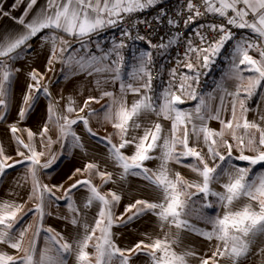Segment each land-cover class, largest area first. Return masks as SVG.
Wrapping results in <instances>:
<instances>
[{"label": "snow or ice", "instance_id": "6c2138e0", "mask_svg": "<svg viewBox=\"0 0 264 264\" xmlns=\"http://www.w3.org/2000/svg\"><path fill=\"white\" fill-rule=\"evenodd\" d=\"M20 2L16 0L12 7ZM37 3L38 0H29L25 12L18 18L0 9V15L11 17L23 28L22 32L0 36V124L9 120L10 107L15 108V121L8 124L7 131L17 145L15 157H18L14 158L0 144V181L17 166L24 167L25 172L14 183L28 195L24 203L0 202V245L16 251L13 255L0 250V264H67L66 256H74L75 264H137L141 255L147 258L146 264H190L189 258L196 257L197 253L194 250L178 252L174 248L179 245L182 231L217 242L211 256L200 257L199 264H221V260L241 264L257 237L264 235V110H257L254 119L248 118L253 111L249 101L264 87V43L239 36L235 30L247 29L264 42V0H202L201 6L187 0L189 14L184 20L185 28L207 15L223 18L226 23L200 24L194 30L199 45L189 36L184 53V60L188 62L177 61L187 72L178 75L177 68L171 69L170 79L163 85H158L151 74L152 50L165 54L182 34L173 33L153 44L151 37L139 34L137 28L138 24H143L151 29L152 21L130 19L133 14L158 7L159 0H47L46 6L31 20L26 19ZM165 17L172 28L179 26L180 19L169 17L163 8L154 20L161 22ZM116 28H119V36H113L109 46L94 42V37ZM133 30H136L135 35ZM60 33L70 39H64ZM38 36L42 46L51 45L48 65L59 62L74 65L81 71L91 69L90 75L104 74L103 79L96 81L98 88L119 82V97L110 91L101 93V98H110V103L102 105L101 110L103 120L112 125L114 133L99 137L89 126V118L97 117V111L90 108L92 102L99 103L95 97H89L79 109V112L87 110L86 115L69 117L68 114L76 110L71 98L64 114H60L49 85L42 83L44 76L35 68L26 73L20 103L14 104L15 83L23 71L15 65L28 60L33 51L30 42ZM133 40L143 42L146 47L138 51L129 65L126 52L128 41ZM73 43H79L80 49L73 50ZM93 44L101 49L100 55H80ZM229 46L228 69L215 89L220 93V103L213 108L208 102L212 94H206L207 101L201 94V77ZM250 51L258 53V58ZM125 67L131 68L127 80L122 78ZM225 81L233 82L234 90L230 91ZM129 94L136 97L130 104L126 100ZM41 97L47 104L45 120L39 128L40 142L36 143V132L24 129L28 137L25 142L18 135L22 131L19 125L33 116ZM187 100L198 103L194 109L182 108ZM227 111L230 118L225 119L222 114ZM149 115L170 121V129L165 132L159 120L150 126L142 124L141 119ZM210 120L219 121V131L208 126ZM50 122H55L59 130V153H52V141L45 139ZM80 123L90 137L105 147L108 161L118 169L117 178L114 179L113 172L100 171L99 164L90 160L82 168H74L67 180L93 172L101 177L103 184L138 177L147 182L146 189L150 190L147 198L130 200L123 212L117 214L122 196L112 190L102 192L103 185H95L90 177L76 179L67 188L63 181L52 185L42 182V174L50 171L66 150L71 156L77 149L85 150L81 136L74 130ZM141 129L142 135L138 134ZM113 135L118 136V144L113 143ZM226 135L231 136V142L225 139ZM130 148L132 153L128 155ZM45 156L48 159L42 163ZM187 159L192 162L183 166L195 174V179H186L169 167L170 163L182 164ZM153 160L159 161L157 167H148L147 162ZM240 162H246L247 166H241ZM258 167L261 171H256ZM80 190L87 195L82 202H77L74 193ZM59 191H63V196L56 195ZM197 197L203 200L196 209L197 219L210 224V231L190 221L192 206L200 203ZM29 201L34 203L26 207ZM61 201L67 205V214H58L56 218L65 221V231L71 228L75 236L66 237L55 228L45 226L53 215L49 209L53 205L58 208ZM90 209L95 210L94 214H89ZM203 209H216V213L206 215ZM29 215L33 221L25 225L24 220ZM149 216L155 218L163 237L154 238L144 233V238L131 246L121 247L118 241L123 232L120 230L135 227ZM29 232L33 238L25 245ZM42 233L47 246L39 250L37 259L36 238ZM90 248L93 251L90 252ZM258 251L264 264V247Z\"/></svg>", "mask_w": 264, "mask_h": 264}, {"label": "crops", "instance_id": "0c3cea01", "mask_svg": "<svg viewBox=\"0 0 264 264\" xmlns=\"http://www.w3.org/2000/svg\"><path fill=\"white\" fill-rule=\"evenodd\" d=\"M16 3V0H0V9L3 11L10 12L11 17H20L28 6L29 0H21L17 7L13 8V4ZM47 0H38V3L35 7L29 12L26 19L31 20L33 16L37 14L38 11L43 9L46 6ZM8 16L0 15V36L4 34H14L18 32H22L23 28L21 25L14 22V20ZM63 36L64 39H70L63 33L59 34ZM32 49L29 53V58L26 61H19L15 65L16 67L21 68L23 71L19 76V80L15 83V101L14 104L18 105L20 103V94L24 89L25 86V76L26 73L29 72L32 68L37 69L40 73L43 74L44 80L42 81L43 84L49 85V91L51 93V98L53 101L58 102L57 104V111L60 114H64L65 106L69 103V98L73 101V106L76 109L72 113L68 114L71 119H75L77 115H86V112H79V109L84 106L85 100L89 97H95L99 100V103L92 102L90 104V108L97 111V117H90V127L92 130L97 134L99 137L108 136L110 133H114L115 130L113 129L110 123H106L103 120V111L102 105H106L110 103L109 97L101 98L102 91H110L113 92L115 96L119 97V82L116 84L108 83L104 84L102 88H98L96 81L97 79H103L104 74H97L92 73L91 75L89 72L91 69H84L79 70L76 66H66L62 65L61 63L57 62L53 65L47 64V59L50 51V43L43 44L39 38L33 39L31 42ZM73 50L79 49L78 43H73L72 45ZM93 54L92 51H88L87 53H80L85 57ZM95 54V53H94ZM250 54L254 55V57L258 58V54L255 52L250 51ZM78 58V57H77ZM228 59L226 62L225 68L220 72L217 79L214 83H212L208 89L203 93L205 95L206 101L208 100L207 93L212 94V99L208 101L211 106L214 108L219 105V91L215 90L216 85L218 82L221 81L223 74L228 69ZM51 68V70H48ZM130 67H125L124 71L122 72V78L127 80V72L130 71ZM247 75V73H245ZM225 86L231 91L234 90V83L231 81H225ZM179 94V92L177 93ZM131 94L126 97L127 102L130 104L133 99ZM198 101L194 100H187L183 105L182 108L194 109L195 105ZM47 104V100L41 97L40 103L35 110L33 116L28 119L26 122H22L19 126L22 129L18 135L20 138L27 142V131L24 129H31L33 132L37 133L36 136V143L39 144L40 137H39V128L43 126L45 120V105ZM249 107L253 109L252 112L249 113L248 118L254 119L255 112L257 110H264V87L258 89L257 94L249 101ZM223 117L225 119L230 118V111L224 112ZM159 120L163 126L165 132H167L171 127L170 121H165L163 117L157 118L155 115H149L146 118L141 119V123L147 126H150L152 122ZM15 121V108L10 107L9 113V120L5 121L3 124H0V144L6 149V151L15 157V149L17 145L14 142V138L12 134L7 131L8 124L13 123ZM208 126L216 131H219L221 125L218 120H210L208 121ZM74 130L78 135L81 136L82 141L85 145V150L77 149L75 150L74 156H71L69 152L66 150L64 157L50 170L46 173L42 174L41 180L43 183H47L49 185L58 184L61 181L64 182V187L67 188L70 183H74L76 179H87L91 178L92 182L95 185H103L101 188L102 192H108L109 190L116 191L118 194L122 196V203L117 206V214L123 212L124 205L127 204L132 199L138 198H147L149 196V191L146 189L147 182L142 180L138 177H128L126 181H120L118 183L108 182L107 184H103L101 177L95 172L83 173L82 175H77L74 177L73 180H67V176L71 173V171L76 167H83V165L90 160H95L99 164L100 171H109L113 172L114 179H116V173L118 169L115 168L114 165L108 161L107 152L105 147L100 144L95 138L90 137L85 131L84 126L82 123L74 126ZM138 134L142 135L143 130H138ZM58 135L59 130L55 124V122H50V130L48 133V137L45 139L50 138L52 141L51 145V152L52 153H59L61 151V145L58 142ZM225 139H228L231 142V136L226 135ZM113 143L118 144L119 138L116 135H113ZM45 150L46 149H40ZM178 150H180L178 148ZM132 149H128L126 154L131 155ZM48 156L42 158V163L46 162ZM191 159L184 160L182 164L170 163L169 167L172 169L173 172H179L183 177L186 179H195V174L191 172L189 168L183 166V164L191 163ZM241 166H247L246 162H240ZM159 164V161L153 160L147 162V166L150 168H156ZM256 171H261L258 167ZM25 172L24 167L17 166L14 170L10 171L3 179L0 181V202L5 200H15L18 203H24L28 201V195L26 190H19L16 188L14 183L15 179L21 176ZM63 191H59L56 193L57 196H63ZM87 195L84 190H80L74 193V198L77 202H82L83 198ZM201 204L203 203L202 197H197ZM34 201H29L25 206L31 207ZM192 206V210L194 214L190 216V221L194 223L198 228H204L206 230H211L210 224H205L203 221L197 219V212L196 205ZM53 215L51 218L47 220V226H51L55 228L57 231H60L64 236H75L76 233L69 228L65 231V221L57 219L56 216L66 215L67 214V205L65 202L61 201L59 207L57 208L53 205L49 209ZM93 209L89 210V214H94ZM206 215H215L216 209L213 210V213H208L203 209ZM33 221V217L31 215L27 216L24 220V224L27 225ZM123 235L120 237L118 243L121 247L124 246H131L139 239L144 238V233L152 234L153 237L160 236L163 237V232L159 229V226L154 217H146L143 219L138 225L135 227H130L127 230L121 229ZM173 234L176 232V229L172 228ZM33 238L32 232H29L26 236L24 241L25 245ZM37 240V259L39 258V250L44 249L46 245V241L44 238V234L42 233L39 237L36 238ZM216 241L213 240L209 242L208 240L204 239L203 237L197 236L193 233L182 231L180 234V242L178 246H174L176 251H184V250H194L197 253L196 257H190L189 261L190 264H199L200 257H209L212 254V251L215 250ZM264 247V235L258 236L255 243L253 244L250 254L248 257L241 260V264H261V256L259 255V248ZM0 250L8 251L10 254L15 255L16 251L14 249L8 248L5 245H0ZM89 251H93V249H89ZM65 259L67 260V264H75V257L74 256H66ZM147 258L143 255L140 256L137 264H146ZM221 264H229L227 260H221Z\"/></svg>", "mask_w": 264, "mask_h": 264}, {"label": "built area", "instance_id": "2783aa9c", "mask_svg": "<svg viewBox=\"0 0 264 264\" xmlns=\"http://www.w3.org/2000/svg\"><path fill=\"white\" fill-rule=\"evenodd\" d=\"M197 6L202 5V0H193ZM160 8H163L167 11L169 17L174 19H180V24L176 28H172L167 24V18H163L161 22H156L154 18L159 14ZM201 11H203V7H201ZM177 13H180V16H177ZM187 12V0H159L158 7H152L145 10L142 13L133 14L130 18L131 20H135L137 17L139 19H148L152 21L151 29L145 27L143 24H138L137 28L139 34L145 35L147 37H151V42L153 44H157L161 42V38L167 39L173 33H181V39L177 42V44L173 45L171 48L167 50V52L163 55L158 54L155 50L153 51L154 57V65L152 70V76L154 80L157 81L158 85H163L168 82L170 79L169 72L173 68L178 69V75L182 72H187V69L183 67L182 64L178 65L177 61H183L187 63L188 61L184 60V53L187 43V38L189 36L192 37L193 43L195 45H199L200 41L195 36V29L202 23H226L223 18L215 17L212 15H207L198 18L195 20L188 28L184 27V20L187 19L188 16ZM231 14V13H230ZM239 36H244L246 38H251L252 40L256 41L257 43H264L258 39L256 34L251 33L247 29H236L235 30ZM136 34V30H133V35ZM113 36H119V28L111 29L101 33L99 36L94 37L95 41H101L102 46H109V42L113 38ZM129 47L126 52V57L128 60V64L131 65L133 57L137 55L139 50L145 49V44L141 41H128ZM80 44L78 43V48L80 49ZM231 46L220 56L217 58L216 62L210 68V70L206 71V74L201 77V87L200 91L203 94L208 87L215 82L220 72L225 68L227 62L228 52H230ZM88 51H92L96 55L101 54V49H97L93 46H89L87 51H81L82 53H87ZM255 52V51H252ZM256 53V52H255ZM258 54V53H256ZM192 62L195 63V59H192ZM159 75V79H157ZM177 85L179 84V79L177 78L176 81ZM178 93V92H177Z\"/></svg>", "mask_w": 264, "mask_h": 264}, {"label": "rangeland", "instance_id": "374dc122", "mask_svg": "<svg viewBox=\"0 0 264 264\" xmlns=\"http://www.w3.org/2000/svg\"><path fill=\"white\" fill-rule=\"evenodd\" d=\"M199 198V197H198ZM200 208V204H197L196 205V209H199ZM196 209H194V210H196ZM192 214H194V212H193V210H192Z\"/></svg>", "mask_w": 264, "mask_h": 264}, {"label": "trees", "instance_id": "16d2710c", "mask_svg": "<svg viewBox=\"0 0 264 264\" xmlns=\"http://www.w3.org/2000/svg\"><path fill=\"white\" fill-rule=\"evenodd\" d=\"M213 210L214 209H205V211H207L208 213H210V212L213 213Z\"/></svg>", "mask_w": 264, "mask_h": 264}]
</instances>
